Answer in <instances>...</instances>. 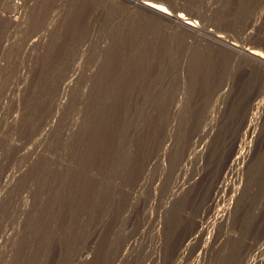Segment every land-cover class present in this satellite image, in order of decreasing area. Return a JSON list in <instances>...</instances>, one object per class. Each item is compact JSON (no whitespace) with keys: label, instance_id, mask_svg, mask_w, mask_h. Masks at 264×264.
<instances>
[{"label":"rangeland","instance_id":"rangeland-1","mask_svg":"<svg viewBox=\"0 0 264 264\" xmlns=\"http://www.w3.org/2000/svg\"><path fill=\"white\" fill-rule=\"evenodd\" d=\"M148 1L264 56V0ZM5 175L0 264H264V65L125 0H0Z\"/></svg>","mask_w":264,"mask_h":264},{"label":"bare ground","instance_id":"bare-ground-1","mask_svg":"<svg viewBox=\"0 0 264 264\" xmlns=\"http://www.w3.org/2000/svg\"><path fill=\"white\" fill-rule=\"evenodd\" d=\"M125 1H127L128 3H130L134 6H138L141 9H143L147 12H150V13H152V14H154V15H156V16H158V17H160L166 21L172 22L176 25H180L189 31L201 33V34L211 38L212 40H215L216 42L223 44V45L227 46L228 48L241 53L242 55H244L245 57H247L251 61L264 65V56L260 55L261 53L259 54L258 52L254 51L252 49L242 48L233 42L226 41L222 37L217 36L213 32L209 31L208 29H200L196 26V23L194 20L184 19L180 14L172 15L170 12H168L166 10V8H164L162 5H160L158 3L150 2L148 0H125ZM72 71H73V74H72L73 77L71 76L72 77L71 79H73L78 74V70L76 68ZM69 81H68V83H63V89L70 87ZM65 82H67V81H65ZM56 115H54V116L51 115L52 118H51L50 122L46 121V125H48L47 127H49V129L51 127V130L53 128L55 121L58 118V117L56 118ZM42 130H43V128H42ZM49 131L50 130H48L44 134L42 132L39 133V138L37 139V144H36V147L34 148V150L30 151L29 149H26V151L25 152L23 151V153H29V154L38 153L39 148H41L43 146V144H45V141H46V138L48 136ZM20 155H21V153H20ZM5 176L4 177L6 178V180L4 181V183L2 184V187L0 189V199L3 198V196L8 191L9 187H11L10 185L12 184V180H13V176H11V177H9L8 175H5ZM7 235H8V233H7ZM7 235H6V237H7ZM3 236L4 235H2V237ZM5 239H7V238H5Z\"/></svg>","mask_w":264,"mask_h":264}]
</instances>
